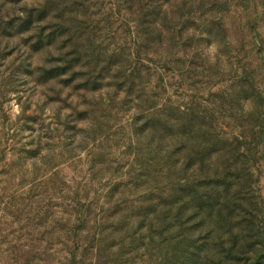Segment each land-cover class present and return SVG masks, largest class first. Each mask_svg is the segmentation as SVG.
Returning a JSON list of instances; mask_svg holds the SVG:
<instances>
[{
	"label": "rangeland",
	"instance_id": "1",
	"mask_svg": "<svg viewBox=\"0 0 264 264\" xmlns=\"http://www.w3.org/2000/svg\"><path fill=\"white\" fill-rule=\"evenodd\" d=\"M0 264H264V0H0Z\"/></svg>",
	"mask_w": 264,
	"mask_h": 264
}]
</instances>
